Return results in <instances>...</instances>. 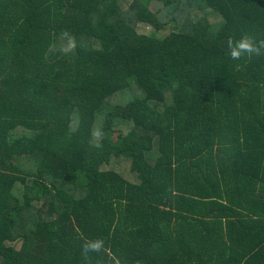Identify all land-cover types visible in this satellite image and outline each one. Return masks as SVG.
I'll list each match as a JSON object with an SVG mask.
<instances>
[{"label": "trees", "instance_id": "obj_1", "mask_svg": "<svg viewBox=\"0 0 264 264\" xmlns=\"http://www.w3.org/2000/svg\"><path fill=\"white\" fill-rule=\"evenodd\" d=\"M242 36L264 0H0V264H264Z\"/></svg>", "mask_w": 264, "mask_h": 264}, {"label": "clouds", "instance_id": "obj_2", "mask_svg": "<svg viewBox=\"0 0 264 264\" xmlns=\"http://www.w3.org/2000/svg\"><path fill=\"white\" fill-rule=\"evenodd\" d=\"M230 56L233 59H238L242 54H257L260 48H264V42H255L250 36H242L240 40L236 41L233 45L232 41H229ZM92 248L99 247L98 244L92 245Z\"/></svg>", "mask_w": 264, "mask_h": 264}, {"label": "rangeland", "instance_id": "obj_3", "mask_svg": "<svg viewBox=\"0 0 264 264\" xmlns=\"http://www.w3.org/2000/svg\"><path fill=\"white\" fill-rule=\"evenodd\" d=\"M136 29L138 32L144 33V34L157 33V31L154 29V27L152 25L145 23V22H139L136 25Z\"/></svg>", "mask_w": 264, "mask_h": 264}]
</instances>
